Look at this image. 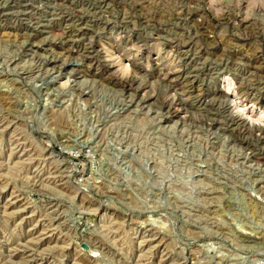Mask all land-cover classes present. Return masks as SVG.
I'll list each match as a JSON object with an SVG mask.
<instances>
[{"label":"rangeland","instance_id":"374dc122","mask_svg":"<svg viewBox=\"0 0 264 264\" xmlns=\"http://www.w3.org/2000/svg\"><path fill=\"white\" fill-rule=\"evenodd\" d=\"M0 264H264V0H0Z\"/></svg>","mask_w":264,"mask_h":264},{"label":"built area","instance_id":"2783aa9c","mask_svg":"<svg viewBox=\"0 0 264 264\" xmlns=\"http://www.w3.org/2000/svg\"><path fill=\"white\" fill-rule=\"evenodd\" d=\"M78 181H80V178H77Z\"/></svg>","mask_w":264,"mask_h":264},{"label":"water","instance_id":"95a60500","mask_svg":"<svg viewBox=\"0 0 264 264\" xmlns=\"http://www.w3.org/2000/svg\"><path fill=\"white\" fill-rule=\"evenodd\" d=\"M83 247H84V249H87L86 246H83Z\"/></svg>","mask_w":264,"mask_h":264},{"label":"bare ground","instance_id":"6f19581e","mask_svg":"<svg viewBox=\"0 0 264 264\" xmlns=\"http://www.w3.org/2000/svg\"><path fill=\"white\" fill-rule=\"evenodd\" d=\"M5 102V101H4Z\"/></svg>","mask_w":264,"mask_h":264}]
</instances>
